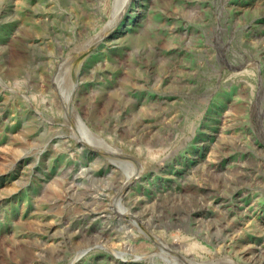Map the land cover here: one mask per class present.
<instances>
[{
  "label": "rangeland",
  "instance_id": "374dc122",
  "mask_svg": "<svg viewBox=\"0 0 264 264\" xmlns=\"http://www.w3.org/2000/svg\"><path fill=\"white\" fill-rule=\"evenodd\" d=\"M0 264H264V0H0Z\"/></svg>",
  "mask_w": 264,
  "mask_h": 264
},
{
  "label": "bare ground",
  "instance_id": "6f19581e",
  "mask_svg": "<svg viewBox=\"0 0 264 264\" xmlns=\"http://www.w3.org/2000/svg\"><path fill=\"white\" fill-rule=\"evenodd\" d=\"M262 4V3H261ZM258 5V4H257ZM263 6V5H262ZM31 128V127H30ZM14 136V135H13ZM161 138V137H160ZM210 160V159H209ZM250 228V227H249ZM249 228H247V229H249Z\"/></svg>",
  "mask_w": 264,
  "mask_h": 264
}]
</instances>
